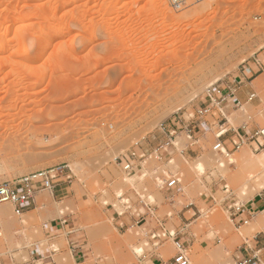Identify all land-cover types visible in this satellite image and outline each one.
<instances>
[{
    "label": "rangeland",
    "instance_id": "rangeland-1",
    "mask_svg": "<svg viewBox=\"0 0 264 264\" xmlns=\"http://www.w3.org/2000/svg\"><path fill=\"white\" fill-rule=\"evenodd\" d=\"M192 2L0 0V184L59 167L69 187L63 199L42 190L46 201L27 216L0 205L14 220L5 224L0 209V255L16 264H152L154 252L176 255L179 226L193 238L183 242L189 264H234L246 239L264 233V208L244 224L225 207L264 195L255 163L264 148L215 150L218 108L193 140L186 132L208 89L223 83L236 90L225 126L264 127V0ZM173 128L169 157L122 169L118 158L149 153ZM251 172L259 175L243 192ZM173 176L180 183L168 190ZM55 206L65 228L46 232ZM125 221L139 225L118 230Z\"/></svg>",
    "mask_w": 264,
    "mask_h": 264
},
{
    "label": "built area",
    "instance_id": "built-area-1",
    "mask_svg": "<svg viewBox=\"0 0 264 264\" xmlns=\"http://www.w3.org/2000/svg\"><path fill=\"white\" fill-rule=\"evenodd\" d=\"M184 1L186 0H168L172 5H177ZM235 92L236 90H232L231 85L228 83L219 84L208 89L206 104L197 110V118L187 125L186 132L190 140H193L197 133L203 129L202 127L207 124L206 116L213 115V110L218 108V113L221 118L218 120L220 129L216 136L215 150L229 156L231 152L238 151L245 145L250 146L254 151L264 148V127L248 130L245 126L241 128H227L225 126L227 122H224V120L227 121V116L224 111V103L235 95ZM254 97L255 93H252L249 99L252 100ZM193 115L195 116L196 114ZM175 132L176 128L167 129L165 140L159 141L149 153L132 150L122 156L123 158H118L122 169L127 174H132L141 171L144 162L151 159V157H155L157 160H163L169 157L177 145L178 136L174 134ZM226 134H229V136L224 138ZM62 174L63 170H60L58 167L30 173L14 182H4L0 184V204H10L14 206L15 212L20 214L26 209H29L31 204L33 205L35 195L38 191L44 189L52 191L56 186H60L59 176ZM67 177L69 178L70 176ZM179 183L180 178L173 176L164 181L163 186L169 190L175 188ZM225 207L230 212V215L237 219L239 223L243 222L247 224L250 218H252V214L247 211L244 204L240 205L236 202L229 201L226 202ZM170 235L174 236L171 233ZM156 237L157 235L154 234L153 238ZM174 243L178 249L173 258L174 264H189V257L184 243L178 240V238H175V236ZM76 247V245L73 247L74 252L79 248ZM240 249L242 255L237 256L234 264H264V243L259 242L258 235L254 236L252 240L246 239Z\"/></svg>",
    "mask_w": 264,
    "mask_h": 264
},
{
    "label": "crops",
    "instance_id": "crops-1",
    "mask_svg": "<svg viewBox=\"0 0 264 264\" xmlns=\"http://www.w3.org/2000/svg\"><path fill=\"white\" fill-rule=\"evenodd\" d=\"M68 192H69V187L68 186H64V185L61 184L60 186H56V188L52 190V195L54 196L55 199L57 197L63 199V198L68 196L67 195ZM45 201H46V197H45L44 193H42V190L38 191L37 194L35 195V199H34L33 205L29 209H26L23 212L22 215L27 216L26 214H29V213L32 212V207L33 206L38 207V205L40 203L45 202ZM244 205L246 206L247 211L249 213H251L253 217H256V213L260 212L264 208V195L259 194L258 196L252 198V200H249ZM56 207L57 206H55L54 208L51 207V208H49V209H47L45 211V213H50L51 214L50 217L53 218V219H51L49 221V223L47 225H45L46 226L45 227L46 232H57L60 229L65 228V222L67 221V219H65L63 222L57 221L56 223H54L55 219L56 220H59V219L61 220L62 219V216H58L57 215V212L55 211ZM2 212L5 214V218L7 219L5 224H8V225L9 224H14L13 217L11 216V209L9 207H7V208H4L2 210ZM125 223L126 224H117V229L118 230H122V231H127L131 227L139 225V224H127V221H125ZM148 225H150V224H148ZM164 225L166 226L167 224H161V227L165 228ZM256 235H258V237H259V242L263 244L264 243V233L260 232L259 234H256ZM190 236L191 235L187 231L186 228L179 227V226L176 227L175 238H180V240L182 242L188 241L190 243L191 240H193V238H191ZM15 239L18 240V238L15 236L13 242L15 241ZM78 250L76 249V251H78ZM169 251H171V250L166 251V252H168L167 253V257H164V256L160 255L157 252L152 253V255H151L152 264H174V261H173L174 255H170L169 253H171V252H169ZM32 253L41 254L42 250H40V249L39 250H35ZM240 255H242L241 249L238 251L237 256H240ZM0 264H16V262H15V260H14V258L12 256H2V255H0Z\"/></svg>",
    "mask_w": 264,
    "mask_h": 264
},
{
    "label": "bare ground",
    "instance_id": "bare-ground-1",
    "mask_svg": "<svg viewBox=\"0 0 264 264\" xmlns=\"http://www.w3.org/2000/svg\"><path fill=\"white\" fill-rule=\"evenodd\" d=\"M195 1V3L197 2V1H201V0H193V2ZM192 2V3H193ZM198 3V2H197ZM164 57V56H163ZM165 57H166V55H165ZM164 57V58H165ZM186 57H188V56H186ZM163 58V59H164ZM168 58H166V60H167ZM177 59V58H176ZM179 59V58H178ZM185 59V58H184ZM189 59H191L190 57H189ZM189 59H186L185 61L187 62V60H189ZM172 60H174V59H172ZM159 61V60H158ZM168 61V60H167ZM171 61V60H170ZM181 61H183L182 59H181ZM172 62V61H171ZM174 63H175V61H174ZM177 63H179V60H177ZM176 63V64H177ZM182 63V62H181ZM157 64V63H156ZM184 64H185V62H184ZM178 66H176L175 68H177ZM173 72V71H172ZM171 72V73H172ZM170 74V73H169ZM166 77H167V75H166ZM168 77H170V75L168 76ZM170 79L171 78H169V82H170ZM163 80V79H162ZM166 84H167V82H165ZM162 84V83H161ZM161 86L159 85V88H160ZM8 96H10V95H8ZM1 98V97H0ZM16 101V100H15ZM7 102H9V105H10V101H7ZM12 104H14V103H12ZM16 104H18V101H17V103ZM26 105V104H25ZM14 106H15V104H14ZM19 106V105H18ZM23 106V105H22ZM22 106H21V108H22ZM24 107V106H23ZM9 108H11V106H9ZM18 108V107H17ZM20 108V107H19ZM25 108V107H24ZM23 108V109H24ZM11 109H13V108H11ZM2 110H3V108H2ZM2 112V111H1ZM3 114V113H2ZM10 114V113H9ZM1 115V114H0ZM11 115H12V113H11ZM7 116H10V115H8L7 114ZM1 118L0 119H2V117H3V115H1L0 116ZM6 117V114H5V116H4V118ZM14 118V117H13ZM6 119V118H5ZM5 119H4V122H6L7 123V121H5ZM2 121V120H1ZM1 123V122H0ZM2 123H3V121H2ZM10 123V122H9ZM4 125V124H3ZM6 125V124H5ZM0 126H1V124H0ZM9 127H11V125L9 126ZM1 128H3V126L1 127ZM7 129V128H6ZM5 134V133H4ZM0 135H2V134H0ZM3 136V135H2ZM257 157H256V161H255V163H256V165H261L262 167H263V169H264V150L260 153V154H258V155H256ZM230 161L231 162H233L234 161V159L233 158H231L230 159ZM220 166H222V167H225V166H227L226 164V162H223V161H220ZM194 169L196 170V171H198V172H201V173H203L204 171H205V164L203 163V162H201V161H198L197 163H195V165H194ZM257 175H259V172L258 173H256V172H251V173H249V177H248V179H247V181L244 183V185L245 186H243V188H242V190L245 188V187H247L248 186V183H249V181L251 180V179H253V178H255ZM258 177V176H257ZM262 177L264 178V174L262 175ZM249 189V188H248ZM248 189H246L245 188V191L246 190H248ZM47 190V189H46ZM50 192L52 193V191L50 190ZM243 192H244V190H243ZM247 193V192H246ZM37 194V193H36ZM119 195H121V194H119ZM0 205H2V204H0ZM14 207V206H13ZM65 207H66V205L65 206H61L60 207V212H64V210H65ZM5 207L4 206H1L0 207V209H1V211L4 209ZM14 211H15V208H14ZM24 212V211H23ZM23 212H21L19 215H22L23 214ZM1 214H3L2 212H1ZM17 214V213H16ZM25 216V215H24ZM4 221V220H3ZM6 222V221H5Z\"/></svg>",
    "mask_w": 264,
    "mask_h": 264
}]
</instances>
